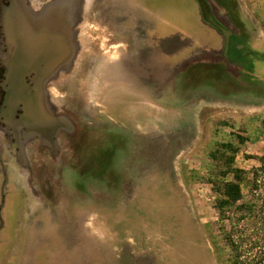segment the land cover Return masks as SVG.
Masks as SVG:
<instances>
[{
    "label": "rangeland",
    "instance_id": "1",
    "mask_svg": "<svg viewBox=\"0 0 264 264\" xmlns=\"http://www.w3.org/2000/svg\"><path fill=\"white\" fill-rule=\"evenodd\" d=\"M236 1L247 44L264 53V0ZM85 2L90 64L85 74L78 66L74 100L63 101L74 118L59 113L77 125L79 139L71 148L59 143L63 167L39 165L21 138L10 154L1 151L0 264H228L211 189L191 173H205L208 150L230 131L248 136L235 164H257L245 154L264 153V99L237 84L234 93L191 88L180 72L224 62L239 84H264V59L242 77L243 68L224 58L223 36L200 19L197 0H132L130 25L117 23L116 0ZM122 29L143 33L152 46L147 59L124 54ZM83 169L97 178L82 183ZM259 237L252 256L264 248V228Z\"/></svg>",
    "mask_w": 264,
    "mask_h": 264
},
{
    "label": "flooded vegetation",
    "instance_id": "2",
    "mask_svg": "<svg viewBox=\"0 0 264 264\" xmlns=\"http://www.w3.org/2000/svg\"><path fill=\"white\" fill-rule=\"evenodd\" d=\"M22 1L23 3L25 1V5L27 6H38L47 0ZM206 1L213 16L226 27V24L220 20L224 17L229 22L230 14L226 7L220 0ZM235 2L237 1L235 0ZM10 3L11 0H0V14L2 7L10 5ZM131 3V0H116L117 23H119L120 19L132 18L130 16L131 11L127 12L121 9L122 4H124L125 7H129ZM57 20L58 19H15V21H13L14 24H8L5 23V21L8 22V19H0V134L3 135L6 140L4 148L0 145V153L4 151L6 154H10V152L14 151L13 147L11 148L10 146L15 144H18V146L21 145L19 142L21 138L22 140L24 139L25 146L31 145L34 148L37 163L39 165H44L48 161L54 166L60 165L63 167V153L59 143L62 142L71 148V146L78 141L80 130H78L77 125L75 126L70 118L67 119V117L64 116V113H59L66 108V106L62 107L65 103H63V101L74 100L72 88L75 86L76 82L73 80V77H75L74 74L78 66H80V72L82 71L84 74L88 70L90 63L87 52H89L91 48L89 47L90 43L88 41L89 19ZM13 31H16L20 40L17 54L23 55V57L27 55V57L22 60L23 64H18V70H27V74H24V79L21 84L28 87H39L38 91L30 90L31 94L29 97H25V99L22 97L17 102L14 114L8 112L6 105H4L6 100L5 86L7 85L8 55L12 52V49H14L12 48L10 51V47L5 41V38ZM121 31L123 34H126L125 38L128 45L125 49L126 53L124 54L126 55L128 51L135 50L141 59L145 57L147 59L148 55L151 53L152 46H148L145 41L146 37L142 35L143 33L138 31L139 34H131L130 31H126L125 29ZM56 54H66L70 56L66 63H63L64 60L61 62L62 64H59L62 65L63 68L66 67V71L67 69L70 70L65 74V79L62 81L52 80L50 82L37 79L33 67L38 64L34 63V61L37 60V58L34 57H43L41 60L43 62L39 63V65L42 67L45 65L49 67L50 64H53L52 62H56V59L52 61V59L49 58L48 60L47 56H55ZM127 55L131 57L132 53ZM43 77H46V75H43L42 78ZM63 88H65V90ZM64 98H66V100H64ZM151 99H153V97ZM155 99L156 103L160 102V98ZM78 106H81L79 102H77V105L73 104V106H70L72 108V114L74 108ZM64 112L73 117V115L67 111ZM32 118L39 120V123L36 121L34 127L29 129L24 122L30 121ZM56 123L60 128L58 131L56 130V132H53L51 127ZM15 127H19L20 129H17V131L21 130V133L19 131L17 134V131L15 132Z\"/></svg>",
    "mask_w": 264,
    "mask_h": 264
},
{
    "label": "trees",
    "instance_id": "3",
    "mask_svg": "<svg viewBox=\"0 0 264 264\" xmlns=\"http://www.w3.org/2000/svg\"><path fill=\"white\" fill-rule=\"evenodd\" d=\"M220 1L230 14L229 21L239 28L237 33L230 36L227 54L231 61L243 68L244 73L241 74L245 77L249 74L246 72H251L254 59H264V53H258L247 44L248 30L245 20L241 18L237 2ZM180 78L183 80L182 84L191 88L200 85L216 89L220 85L228 93H234L237 84L243 92L248 91L264 99L263 83L249 81L246 86L239 84V80L225 69L224 62L191 63L180 72ZM262 132H264V121ZM247 139V134L230 131L226 139L215 140L207 152L208 161L204 163L205 173L197 171L191 173V176H197L211 189L213 208L219 223V233L216 238H222L230 248L228 264H262L264 260V248L254 256L249 251L261 242L259 234L261 228H264V153L245 154L246 158L257 161V164L249 168L235 164L236 154ZM77 176L82 183L85 182L84 180L97 178L96 174L86 169L80 170ZM251 234L256 237H251ZM247 244L250 245L249 248H246Z\"/></svg>",
    "mask_w": 264,
    "mask_h": 264
},
{
    "label": "water",
    "instance_id": "4",
    "mask_svg": "<svg viewBox=\"0 0 264 264\" xmlns=\"http://www.w3.org/2000/svg\"><path fill=\"white\" fill-rule=\"evenodd\" d=\"M82 0H47L46 2L41 3L38 6H27L25 5V1L23 3L22 0H11L10 5L3 6L0 14V19H8V24H14L13 21L15 19H86V11L88 9V2L84 3L82 6ZM199 4L200 13L204 22L208 23L209 25L213 26L222 36L224 39V49L223 55L224 58L229 61V57L227 54V50L229 47V40L232 34V31L225 27L222 23H220L211 13V10L208 6L206 0H197ZM5 41L7 42L8 46L10 47V51L12 48V52L8 55V71H7V85L5 86L6 90V100L4 105H6L8 112L12 114L15 113V108L17 106V102L23 97H29L31 91H38L39 87H28L23 86L22 80L24 79V74H27V70H18V64H23L22 60H24L27 55L23 57V55L17 54V49L19 46V38L16 34V31L10 32ZM70 56L66 54H56L55 56H47L53 60L56 59V62H52L49 67L46 65L44 67L40 66L39 63L43 57H34L37 58L34 61L35 65L33 67L34 72L36 74V78L39 80L45 81H52V80H59L65 78V74L67 71H70L66 67L63 68L62 65H59L62 61L63 63L67 62V59ZM40 59V60H39ZM49 64V63H48ZM62 64V63H61ZM46 75V77H43ZM31 90V91H30ZM6 111V110H5ZM36 121L39 123V120L32 118L30 121H25L27 128L31 129L36 124ZM41 127V125H40ZM59 125L56 123L52 125L51 129L53 132L59 130ZM4 204V182L2 183L1 188V203L0 208ZM2 226V218L0 217V227Z\"/></svg>",
    "mask_w": 264,
    "mask_h": 264
},
{
    "label": "crops",
    "instance_id": "5",
    "mask_svg": "<svg viewBox=\"0 0 264 264\" xmlns=\"http://www.w3.org/2000/svg\"><path fill=\"white\" fill-rule=\"evenodd\" d=\"M131 1H132V0H131ZM197 6H198L199 17H200V19L203 21L202 16H201V13H200V9H199V4H198V2H197ZM127 7H128V6H127ZM127 7H125V5L122 4V5H121V9H122V11L125 10V11L129 12L130 9L132 8V3L129 5L128 8H127ZM129 19H132V18H129ZM129 19H120L119 24H121V25H130L131 22L128 21ZM129 22H130V24H129ZM134 25H135V24H134Z\"/></svg>",
    "mask_w": 264,
    "mask_h": 264
}]
</instances>
